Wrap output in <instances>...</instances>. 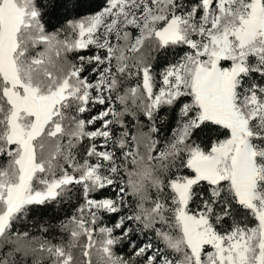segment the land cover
<instances>
[{
	"label": "snow or ice",
	"instance_id": "snow-or-ice-1",
	"mask_svg": "<svg viewBox=\"0 0 264 264\" xmlns=\"http://www.w3.org/2000/svg\"><path fill=\"white\" fill-rule=\"evenodd\" d=\"M83 3L0 0V264H264V0Z\"/></svg>",
	"mask_w": 264,
	"mask_h": 264
},
{
	"label": "trees",
	"instance_id": "trees-1",
	"mask_svg": "<svg viewBox=\"0 0 264 264\" xmlns=\"http://www.w3.org/2000/svg\"><path fill=\"white\" fill-rule=\"evenodd\" d=\"M101 3H102V0H84L83 5L79 9H77V12L79 14H84L87 11L95 10L96 6L101 4ZM61 23H63V20H60L59 23H57V18L53 17L51 24L49 25L48 30L49 31L54 30L52 25H55V27H59ZM205 135L210 136V135H212V133L209 131V132H206ZM65 207H67V206H65ZM52 213H53V209H34L30 215V219H31V217L37 216V215H39L41 217V219L51 217L53 222H56L58 219L63 218V211L62 210L60 211L59 216H53ZM20 227H21V230H23V227H24L23 222H21Z\"/></svg>",
	"mask_w": 264,
	"mask_h": 264
}]
</instances>
